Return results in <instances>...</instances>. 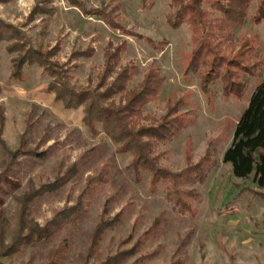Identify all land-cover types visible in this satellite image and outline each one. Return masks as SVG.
<instances>
[{
	"label": "rangeland",
	"instance_id": "1",
	"mask_svg": "<svg viewBox=\"0 0 264 264\" xmlns=\"http://www.w3.org/2000/svg\"><path fill=\"white\" fill-rule=\"evenodd\" d=\"M83 1L88 8L110 9L119 4L117 20L124 28L141 34V38L111 29L99 18L83 15L68 0L1 3L0 18L21 27L32 45L44 52L57 44L59 50L51 60L70 68L77 66L70 71V81L78 89L96 86L109 43L113 49L126 42L127 50L121 55L120 65L134 62L139 69L128 83L129 89L137 87L150 65L159 68L166 78L159 99L148 104L144 114L159 120L165 113L166 101L178 99L183 102L180 110L188 113V127L172 141L159 146V151L167 152L160 166L179 171L186 166L187 154L196 162L207 148L212 150L216 161L203 184L188 187L199 195V200L193 202L190 217L172 208L173 203L166 197L162 184L152 191L148 175L140 182L134 180L127 168L128 154L116 155L123 171L120 177L124 180V190L109 205L108 215L122 212V220L105 233L89 262H100L118 250L131 248L159 216L163 217L159 234L144 240L139 252L125 264L149 252L154 255L142 264H169L176 259H181L182 264H264V188H259L252 177H234L230 165L222 161L237 119L246 108L255 85L264 79V62L257 73L245 76L246 90L241 98L225 97L219 81L205 91L201 88L199 74L185 73L194 43L186 24L178 29L168 26L165 15L169 0H154L151 7L144 6L143 0ZM35 6L45 12L36 13L30 19ZM205 8L211 12L208 4ZM231 32L235 50L242 42L255 40L257 56L264 58V20L255 24L247 18ZM147 37L154 41L164 39L168 44L162 50L154 49ZM9 44L0 43V105L4 106L5 117L0 137L10 150H17L18 155L15 161L3 166L0 151V219L6 229V241L16 225L19 209L16 198L25 189L28 178H33L36 186L51 181L57 173L78 161L89 145L105 141L109 149L115 148L104 133L92 136L82 121L83 106L65 109L52 92L46 91L52 79L43 67L25 64L20 79L11 78L12 59L18 52L9 53ZM91 48L94 50L91 57H71L75 51ZM76 130L81 134L78 138ZM32 151H45L46 155L30 158ZM81 187L79 182L70 181L57 192L45 194L31 204V215L39 224H44L56 211L74 204ZM111 191L110 186L103 187L88 207L86 217L77 225L66 226L50 241L0 258V264H48L50 260L54 264H82L79 254L86 253L88 236L100 220ZM190 221L194 234L185 247L187 256L183 257L180 242L192 228ZM128 236L132 240L123 243Z\"/></svg>",
	"mask_w": 264,
	"mask_h": 264
},
{
	"label": "trees",
	"instance_id": "2",
	"mask_svg": "<svg viewBox=\"0 0 264 264\" xmlns=\"http://www.w3.org/2000/svg\"><path fill=\"white\" fill-rule=\"evenodd\" d=\"M12 1L0 0V4ZM68 2L80 9L83 15L99 18L111 29L141 38V34L124 28L117 20L115 15L119 4L106 9L88 8L83 0ZM143 4L151 7L154 0H143ZM206 4L211 12L206 10ZM167 7L165 17L168 26L178 29L186 24L193 39L194 46L190 50L185 73L199 74L201 88L205 91L219 81L225 97L241 98L246 90L245 76L257 73L264 58L257 56L255 40H246L235 50L231 29L243 25L247 18L255 24L263 21L264 0H169ZM44 12V9L35 6L29 17L31 19L34 14ZM146 40L151 47L158 50L164 49L168 44L164 39L154 41L147 37ZM2 42L10 43L7 46L9 53L18 52L12 59L11 78L20 79L25 64L43 67L52 79L46 91L52 92L54 99L61 101L65 109L83 106L82 121L92 136L104 133L115 148L109 149L105 141L89 145L78 161L57 173L51 181L36 186L34 179L28 178L25 189L16 198L19 209L15 228L8 241L5 240L6 229L0 219V258L21 252L24 247H35L50 241L66 226L77 225L86 217L88 207L96 194L107 185L112 191L105 201L100 220L88 236V249L84 255L79 254V257L82 264H125L136 255L144 240L159 234L163 217L157 216L151 227L142 234V239L136 240L131 248L118 250L103 261L89 262L99 249L105 233L122 220V212L111 217L108 215L109 205L124 190V180L120 177L123 171L117 163L116 155L130 156L127 168L133 173L136 182L148 175V184L152 191H156L158 185L162 184L166 197L173 203L172 208L180 215L193 216V202L199 200V195L188 187L203 184L216 161L212 150L207 148L196 162L187 154L186 166L179 171L174 172L160 166V160L167 156V152L159 151V146L172 141L188 127L189 121L188 113L180 110L183 102L179 99L166 101L165 113L159 120L144 114L146 106L159 99L166 80L159 68L150 65L137 87L129 89L128 83L139 73V69L134 62L120 65L121 55L127 50L126 42L113 49L109 43L104 52V66L96 86L93 89H78L70 81V71L77 66L70 68L66 64L51 60L59 50L57 44L44 52L32 45L21 27L0 18V43ZM93 51V48L78 50L71 57H91ZM4 121V106L1 104L0 133ZM80 135V131L76 130L75 137ZM0 151L3 166H8L17 159L18 151L10 150L1 137ZM29 154L30 158H44L46 152L32 151ZM222 161L230 165L234 177H252V181L259 188H264V79L255 85L246 108L237 119ZM70 181L79 182L82 186L76 202L56 211L44 224H39L31 215V204L45 194L57 192ZM190 225L192 228L180 242V247L184 248L183 257L187 256L185 247L194 234L192 221ZM131 240L132 237L128 236L123 243ZM152 255L154 252L143 253L131 264H142ZM182 262L181 259H176L169 264ZM48 264L54 262L50 260Z\"/></svg>",
	"mask_w": 264,
	"mask_h": 264
}]
</instances>
